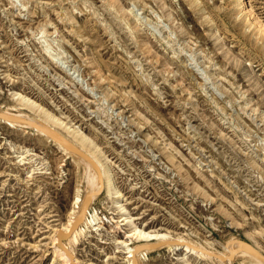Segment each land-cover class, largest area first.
Listing matches in <instances>:
<instances>
[{
	"label": "rangeland",
	"instance_id": "rangeland-1",
	"mask_svg": "<svg viewBox=\"0 0 264 264\" xmlns=\"http://www.w3.org/2000/svg\"><path fill=\"white\" fill-rule=\"evenodd\" d=\"M245 1L264 24V0ZM120 2L133 36L82 0H0V111L19 92L94 139L140 227L220 250L251 232L264 249V32L238 0ZM82 171L46 136L0 121V264H128L129 225L59 240ZM141 264L223 263L162 248Z\"/></svg>",
	"mask_w": 264,
	"mask_h": 264
},
{
	"label": "bare ground",
	"instance_id": "bare-ground-1",
	"mask_svg": "<svg viewBox=\"0 0 264 264\" xmlns=\"http://www.w3.org/2000/svg\"><path fill=\"white\" fill-rule=\"evenodd\" d=\"M82 1L89 9L92 16L96 17L95 19L97 22H103V25L110 30L112 34L116 33L114 29H118L119 31L125 29L120 26L121 23L124 22L129 28L130 35H134L135 31L131 28V24H129L130 21L125 22L127 16L120 0H105L100 8L97 7L92 0ZM238 2V6L242 7L241 9H243L244 14L251 19L252 24L258 27L260 32H264V24L257 15H255L253 8L249 6L245 0H238ZM101 15H105L107 18L105 17L101 19ZM108 19L110 20L108 21ZM115 19H118L119 21H116ZM51 36L52 34L43 31L42 36L39 37V43L45 52L52 59H55L49 43V37ZM133 39V43L139 44L140 41L138 40V36ZM15 94L16 93H14V95ZM16 95H18L19 101L18 99L15 100L19 103L14 104L13 107L18 108V110H14L12 107L0 111L3 115L0 116V121L15 128H22L24 130L33 129L37 131L56 143L63 151L72 156L83 166L84 171L82 172L85 183V193L77 194L75 199L76 207L69 215L68 221L59 229L63 232H71L70 235L66 237L65 241H63L65 248H72L87 234L86 232L88 230H90L91 233L92 231L99 232L105 227V222L107 221L111 223V225L115 224V227L119 229H124V226L126 225L131 226L129 230H124L125 237L121 241V243H124L126 246V251H128L130 262L127 261L128 264H141L143 259L147 258L149 254L162 248H167L172 251L183 249L185 254H190L203 259L218 260L223 264H233L235 260H240L242 264H264V259L248 246V244H251L257 251L264 255V249L253 237V233L251 232L246 233L249 241L241 240L233 236L234 238L232 237L230 241L223 246L225 247V250H220L213 247L212 243L209 241L200 243V241L196 242L185 238L181 234L174 236L170 234V231L146 230L137 225L131 214L128 212V209L126 208L127 206L123 203L124 195L121 189L116 185L114 173L106 163L107 157H105L101 150L102 148L100 149L94 139L90 138L86 133L81 132L80 129H76V127L71 129V126H67L61 118L56 117L53 113L48 111V109L39 105V103H36L35 100H31L28 96L19 92H17ZM23 107L30 108V110L36 107L37 110H39V113H34V115H32L30 114L31 112H25ZM33 111L35 112V109ZM63 124H65L64 128H66V131L68 130V133H66L69 134L70 132L72 137L65 135L66 133H61V130H58V128L55 127L57 125L63 127ZM80 181L82 182V180ZM101 191L105 193V198L107 200L109 199L111 202L112 211H110V215L104 214L103 210L96 206V200L100 198L101 194H99V192ZM87 198H90V205L84 215L83 221L73 231H70L74 220L80 215ZM133 238L136 240L141 239L143 242H141L140 245L132 244L129 241ZM56 240L57 237L55 238V241ZM141 247L144 248L140 249ZM57 251V254L60 256L64 255L61 248ZM77 261L80 263L78 258Z\"/></svg>",
	"mask_w": 264,
	"mask_h": 264
},
{
	"label": "water",
	"instance_id": "water-1",
	"mask_svg": "<svg viewBox=\"0 0 264 264\" xmlns=\"http://www.w3.org/2000/svg\"><path fill=\"white\" fill-rule=\"evenodd\" d=\"M0 116H3L1 113H0ZM90 205V198H87L83 207H82V210L80 212V215L78 216V218H76L74 220V223H73V226L71 228L70 231H73L76 227H78L80 225V223L83 221L84 219V215L88 209ZM71 232H60V235H59V240L62 241V239H65L66 237H68L70 235ZM249 248H251L254 252H256L261 258L264 259V255H262L259 251H257L251 244H248Z\"/></svg>",
	"mask_w": 264,
	"mask_h": 264
}]
</instances>
